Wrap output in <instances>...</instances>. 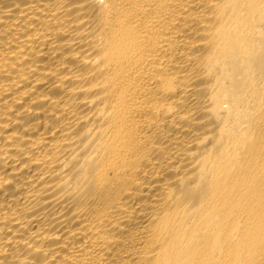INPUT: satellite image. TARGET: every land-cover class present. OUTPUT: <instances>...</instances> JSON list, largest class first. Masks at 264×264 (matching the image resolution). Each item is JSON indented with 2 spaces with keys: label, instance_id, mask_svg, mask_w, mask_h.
<instances>
[{
  "label": "bare ground",
  "instance_id": "1",
  "mask_svg": "<svg viewBox=\"0 0 264 264\" xmlns=\"http://www.w3.org/2000/svg\"><path fill=\"white\" fill-rule=\"evenodd\" d=\"M0 264H264V0H0Z\"/></svg>",
  "mask_w": 264,
  "mask_h": 264
}]
</instances>
